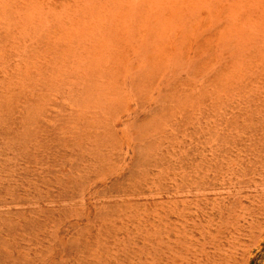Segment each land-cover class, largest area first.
Here are the masks:
<instances>
[{
  "label": "rangeland",
  "instance_id": "1",
  "mask_svg": "<svg viewBox=\"0 0 264 264\" xmlns=\"http://www.w3.org/2000/svg\"><path fill=\"white\" fill-rule=\"evenodd\" d=\"M263 231L264 0H0V264H264Z\"/></svg>",
  "mask_w": 264,
  "mask_h": 264
},
{
  "label": "bare ground",
  "instance_id": "2",
  "mask_svg": "<svg viewBox=\"0 0 264 264\" xmlns=\"http://www.w3.org/2000/svg\"><path fill=\"white\" fill-rule=\"evenodd\" d=\"M264 232V231H263ZM259 241V240H258ZM256 242V241H255ZM254 248H255V246H254ZM263 254V253H262ZM262 257V256H261Z\"/></svg>",
  "mask_w": 264,
  "mask_h": 264
}]
</instances>
